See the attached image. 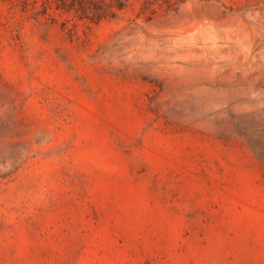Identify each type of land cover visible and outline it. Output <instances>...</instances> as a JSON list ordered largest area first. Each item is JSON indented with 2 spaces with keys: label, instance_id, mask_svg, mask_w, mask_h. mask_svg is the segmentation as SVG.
<instances>
[{
  "label": "rangeland",
  "instance_id": "obj_1",
  "mask_svg": "<svg viewBox=\"0 0 264 264\" xmlns=\"http://www.w3.org/2000/svg\"><path fill=\"white\" fill-rule=\"evenodd\" d=\"M33 1L0 0V264H264L239 130L264 128V0Z\"/></svg>",
  "mask_w": 264,
  "mask_h": 264
},
{
  "label": "trees",
  "instance_id": "obj_2",
  "mask_svg": "<svg viewBox=\"0 0 264 264\" xmlns=\"http://www.w3.org/2000/svg\"><path fill=\"white\" fill-rule=\"evenodd\" d=\"M133 0H40L42 13L48 9L71 13L78 19H84L89 22L97 23L103 19L116 18ZM33 2H36L35 0ZM143 8H149L153 2L151 0H142ZM247 143L254 153L259 157L261 151H257V143L264 147V128H258L254 124L245 123L239 127ZM253 136H256V143H253Z\"/></svg>",
  "mask_w": 264,
  "mask_h": 264
}]
</instances>
